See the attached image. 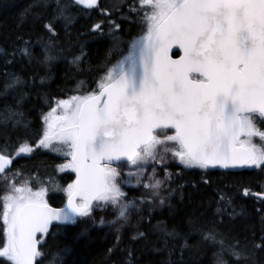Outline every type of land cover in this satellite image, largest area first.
I'll use <instances>...</instances> for the list:
<instances>
[{
  "label": "snow or ice",
  "instance_id": "snow-or-ice-1",
  "mask_svg": "<svg viewBox=\"0 0 264 264\" xmlns=\"http://www.w3.org/2000/svg\"><path fill=\"white\" fill-rule=\"evenodd\" d=\"M74 7L100 5L98 0H55L51 19L45 22L43 14L34 18L49 37L41 63L57 59L56 30L61 21L65 27L72 22ZM130 10L142 31L128 55L107 69L96 89L59 101L60 114L53 108L44 116L47 128L38 146L59 152L65 163L58 171L74 173L75 180L66 188L54 179L49 187L37 181L36 191L12 184L3 196L0 257L10 264H42V241L54 223L74 224L108 206L127 221L130 204L124 203L120 187L123 159L137 169V176L145 164L162 163L168 156L185 168L251 165L264 170V130L258 126L264 123V0H134ZM92 30H101V24ZM20 41L24 46L13 50V59L19 54L31 63L32 45ZM174 47L182 52L178 59L170 55ZM80 59L74 57L72 63ZM21 83L13 76L5 91ZM21 115L9 112L5 119ZM8 147L7 142L0 146V173L12 164ZM31 151L25 141L17 154ZM160 184L153 175L143 186L156 194ZM51 188L67 193L64 207L49 206L45 196ZM243 194L264 205V191L245 189ZM231 203L220 194L215 215L223 217ZM220 222L189 221L187 231L182 226L165 229V248L189 250L196 247L191 237L199 235L198 244L219 245L216 264H227L225 253L233 257L232 264H264L257 259L258 252L264 253V236L258 244L235 237L226 244L217 238Z\"/></svg>",
  "mask_w": 264,
  "mask_h": 264
},
{
  "label": "trees",
  "instance_id": "trees-1",
  "mask_svg": "<svg viewBox=\"0 0 264 264\" xmlns=\"http://www.w3.org/2000/svg\"><path fill=\"white\" fill-rule=\"evenodd\" d=\"M98 3L100 7L94 9L74 7L72 22L66 27L60 22L54 40L57 59L45 65L40 62L41 51L49 37L34 18L43 14L45 22L51 19L55 0H0V146L7 142L12 155L10 168L0 175V212L2 198L12 184L36 191L40 187L37 181L49 187L54 179L60 188L73 181L72 172L58 171L65 160L38 146L43 136L42 118L57 100L87 95L96 89L107 69L128 55L131 42L142 31L139 17L130 10L134 0ZM41 4L46 7H37ZM97 23L101 24V30L93 32ZM115 24L120 27L115 28ZM20 38L32 45L35 58L31 63L19 54L13 59V50L24 46ZM74 57L81 59L72 63ZM13 76L22 83L5 91L6 82ZM9 112L22 115L5 119ZM258 126L264 129V123ZM25 141L32 151L17 154L19 145ZM119 163L124 203L130 204L127 221L119 220L108 206L96 208L91 218L53 226L42 241L44 255L39 259L42 264H216L219 245L198 244L199 235L191 237L190 243L196 247L189 250L169 251L171 245L165 248L164 230L182 226L187 231L189 221L208 223L214 218L222 221L217 224V238H223L226 244L234 242L233 237L248 238L258 244L264 236V205L255 196L243 194L245 189L252 193L264 191L261 167L185 168L168 156L161 164L152 161L145 164L137 176L135 167ZM153 175L161 181L156 194L143 186ZM220 194L232 202L223 217L215 215ZM45 198L58 207L63 204L64 194L51 188ZM138 233L144 235L140 237ZM4 240L0 219V247ZM223 259L232 264L233 257L227 253ZM257 259L264 261V253L258 252ZM0 264L10 262L0 257Z\"/></svg>",
  "mask_w": 264,
  "mask_h": 264
},
{
  "label": "rangeland",
  "instance_id": "rangeland-1",
  "mask_svg": "<svg viewBox=\"0 0 264 264\" xmlns=\"http://www.w3.org/2000/svg\"><path fill=\"white\" fill-rule=\"evenodd\" d=\"M134 40V39H133ZM88 94V93H87ZM73 96H84V95H81V94H78V95H73ZM73 96H71V97H73ZM70 98V97H69ZM69 98H65L64 100H68ZM60 100H58V101H56V106H57V104H58V102H59ZM57 109H59V108H57ZM59 112H61V110H57V113H59ZM49 113V111L46 113V114H44V116L45 115H47ZM44 116H43V118H42V121H43V133H44V131L46 130V128H47V125H46V123H45V120H44ZM262 128H264V126L262 127ZM264 130V129H263ZM43 137V136H42ZM253 142L254 143H257V145L259 146V138L258 137H256V138H253ZM39 145V144H38ZM39 147H41L43 150H45V151H47V152H50V153H53V154H55V155H57V156H59V157H62L63 159H64V157L59 153V152H54V151H51L50 149H48V148H44V147H42V146H39ZM165 161V160H164ZM178 163L179 164H181L179 161H178ZM159 164H161V163H159ZM250 167H255V166H250ZM196 169V168H195ZM68 185V184H67ZM67 185L64 187V188H66L67 187ZM64 192V195L66 194V192L65 191H63ZM2 208H3V198H2ZM5 241V240H4ZM41 258V257H40ZM40 258H38V259H40Z\"/></svg>",
  "mask_w": 264,
  "mask_h": 264
},
{
  "label": "water",
  "instance_id": "water-1",
  "mask_svg": "<svg viewBox=\"0 0 264 264\" xmlns=\"http://www.w3.org/2000/svg\"><path fill=\"white\" fill-rule=\"evenodd\" d=\"M100 0H98V2H99ZM175 53H177V55L176 56H173V54H175ZM170 55H172V58L173 59H178L179 58V55H182V52H179V50L177 49V48H173L172 49V51H171V53H170ZM120 162H127V160L126 159H123V160H121ZM246 165H238V166H236V167H229V168H223V167H220V166H216V167H210L211 169H219V170H236V169H241V168H243V167H245ZM8 168H9V166H7ZM1 174V173H0ZM74 180H75V174H74ZM66 203H67V200H66ZM65 203V204H66ZM65 206V205H64ZM64 206H62V207H64ZM50 207H52V206H50ZM62 207H52V208H62ZM54 225H56L55 223H54Z\"/></svg>",
  "mask_w": 264,
  "mask_h": 264
}]
</instances>
